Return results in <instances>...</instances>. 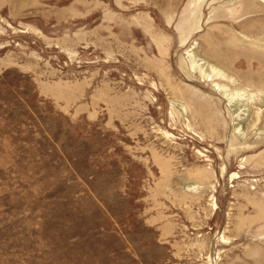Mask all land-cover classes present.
I'll use <instances>...</instances> for the list:
<instances>
[{
    "label": "rangeland",
    "instance_id": "1",
    "mask_svg": "<svg viewBox=\"0 0 264 264\" xmlns=\"http://www.w3.org/2000/svg\"><path fill=\"white\" fill-rule=\"evenodd\" d=\"M0 264H264V0H0Z\"/></svg>",
    "mask_w": 264,
    "mask_h": 264
},
{
    "label": "bare ground",
    "instance_id": "2",
    "mask_svg": "<svg viewBox=\"0 0 264 264\" xmlns=\"http://www.w3.org/2000/svg\"><path fill=\"white\" fill-rule=\"evenodd\" d=\"M206 65V64H205ZM204 65V66H205ZM208 65H206L205 67H207ZM204 73L206 74V76L208 77L210 74V72H209V67H207V68H205L204 70ZM216 86H218V85H216ZM221 94H223L226 98H228V99H230L231 97H232V92L231 91H221Z\"/></svg>",
    "mask_w": 264,
    "mask_h": 264
}]
</instances>
